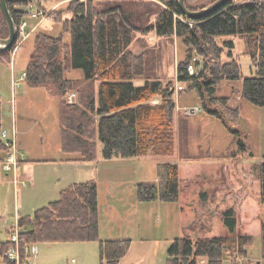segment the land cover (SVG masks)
Returning a JSON list of instances; mask_svg holds the SVG:
<instances>
[{"label":"trees","instance_id":"1","mask_svg":"<svg viewBox=\"0 0 264 264\" xmlns=\"http://www.w3.org/2000/svg\"><path fill=\"white\" fill-rule=\"evenodd\" d=\"M32 1L6 0L16 28L27 14L25 6ZM156 1L158 4H146L138 12L130 5L146 2L71 1L66 10L55 12L61 26L58 36L34 34L24 81L28 87L42 88L59 99L63 154L93 162L100 145L104 160L170 155L174 151L176 124L174 89L162 84L160 58L154 50L143 48L136 54L131 46L137 35L151 32L157 38L181 39L185 53L176 74L177 81L186 87L178 95L194 92L201 110L219 120L233 136L235 149L230 156H210L203 151L198 156H181L187 167L161 164L159 186L138 183L137 200L178 206L182 231L168 248L166 264H222L225 259L235 264L236 257L247 256L246 248L255 236L262 239L264 264V218L260 211L264 204V156L255 157L247 151L239 129L241 113L229 105L230 97L216 96L223 83L242 81L241 98L264 107V0H229L197 20L181 13L178 0ZM185 5L190 10L205 7H192L186 0ZM151 16L153 22H149ZM8 34L0 11V38ZM234 36L244 40V55L251 60L253 77L243 76L232 54L235 45L229 38ZM218 38L226 39L219 43ZM16 43L0 51V62H10ZM225 51L227 59L223 61ZM191 63L197 74H188ZM72 69L80 70L82 78H68ZM135 80L144 84L137 86ZM71 92L76 93V102L67 101ZM154 99L158 102L152 103ZM2 130L0 121V134ZM5 154L0 135V163ZM238 154H242L241 162L234 165ZM256 160L259 162H253ZM252 171L255 180L248 181L243 175H251ZM219 195L228 198L227 204H221L213 217L206 215L215 208ZM17 228L21 248L40 243L96 241L100 264H119L131 246L130 239L100 240L98 189L94 181L69 185L56 201L30 216L19 217ZM11 246L9 238L0 240V264H14L7 255Z\"/></svg>","mask_w":264,"mask_h":264},{"label":"rangeland","instance_id":"2","mask_svg":"<svg viewBox=\"0 0 264 264\" xmlns=\"http://www.w3.org/2000/svg\"><path fill=\"white\" fill-rule=\"evenodd\" d=\"M73 0H42L32 1L28 5L45 11L44 18H32L28 14L23 17L26 22L24 36H19L15 51L10 62H0V100L9 101L21 96L22 102L16 103V114L20 111L28 112V106L35 107L34 121L28 133L26 123L17 122L18 131V157L21 160L16 176L25 180L26 186L19 183L15 188L13 174L3 170L0 164V240H5L6 234L1 225L16 224L18 216L31 215L39 206L46 203L41 194L43 189L51 187L62 176V183L66 181H94L98 189V207L100 222L105 223L107 231L100 232V240L128 238L131 246L127 255L119 264H166L167 251L173 240L181 234L179 210L176 203H160L159 201L139 202L136 196L138 183H151L159 186L158 168L163 163H175L182 167L188 166L181 160V156H198L200 151L210 156H230L233 145V136L227 128L217 119L205 114L200 107L194 92L178 95L186 86L177 81L176 67L183 58L185 47L181 39L157 38L154 32L144 36L137 35L131 46L138 54L144 49H153L160 58V76L163 85H171L174 89L176 102V124L173 132L174 151L166 156L146 155L143 157L112 158L104 160L99 156L98 161L90 163L87 169L69 171L66 164L54 161L59 157V141L57 132V114H53L51 107L49 113L42 117L39 114L40 101L47 98L50 102L55 99L48 97L42 88L34 89L27 95V85L24 81V71L33 51L34 34L58 36L61 26L57 22L55 12L66 10ZM81 2L85 0H79ZM98 2H129L142 1L146 3L130 5L133 11H143L144 5L158 4L156 0H95ZM215 0H186L192 7L210 4ZM133 4V3H132ZM27 5V6H28ZM25 6V10H27ZM70 17V15H66ZM154 16L149 17L153 22ZM39 22V23H38ZM39 24L33 34L27 32L33 25ZM29 35V36H28ZM226 38H218L219 43ZM235 45L232 52L241 66L244 77H253L254 68L249 56H245L244 40L238 36L231 37ZM65 42L69 43V36L65 35ZM225 54L222 60L225 61ZM68 78L81 79L80 70H71ZM19 82V84H17ZM97 84V83H96ZM134 84L141 86L142 80H135ZM242 81L225 82L216 91L217 97H230L229 105L238 108L241 113L239 129L241 138L247 146V151L255 157L264 156V107H256L243 100L240 95ZM25 90V92H23ZM72 93V92H71ZM76 102L77 95L75 92ZM67 99V98H66ZM96 99L98 97L96 95ZM54 100V101H53ZM72 102V103H73ZM154 99L152 103H157ZM197 109L199 111H197ZM12 103H3L1 107L2 129L10 132L13 119ZM33 114V112H32ZM194 115V116H193ZM186 121H183V120ZM99 145V149H100ZM21 155L23 157L21 158ZM242 154H238L233 164L241 162ZM59 161V160H58ZM244 162V161H243ZM247 162V161H246ZM258 163L259 161H253ZM61 164V165H60ZM68 170V171H66ZM65 175V178H64ZM248 181L255 180L256 174L243 175ZM65 185V184H64ZM250 193L253 191L248 188ZM56 199L57 196H52ZM49 201V200H48ZM218 207L212 208L206 215L213 217L221 204H227L228 198L219 195ZM264 218V204L260 208ZM213 212V214H211ZM108 226L111 229L108 231ZM15 228L7 231L8 236ZM105 229V230H106ZM33 245V244H32ZM36 253L29 254L32 264H100L98 258V242H68V243H40L33 245ZM244 264H263L262 239L255 236L247 248ZM36 255L35 257L32 256ZM74 260V263H73ZM222 264H234L232 260L225 259ZM237 264V263H235Z\"/></svg>","mask_w":264,"mask_h":264},{"label":"crops","instance_id":"3","mask_svg":"<svg viewBox=\"0 0 264 264\" xmlns=\"http://www.w3.org/2000/svg\"><path fill=\"white\" fill-rule=\"evenodd\" d=\"M39 23V22H38ZM35 24V25H33L27 32L29 33V35L30 34H33L34 32H35V30H36V28L38 27V25L39 24ZM28 35V36H29ZM131 50H132V48H131ZM133 51V50H132ZM98 84L99 83H97L96 84V89L98 88ZM28 87V86H27ZM28 90H27V95L30 93V95H33L32 93H31V91L32 90H34L35 88H30V87H28L27 88ZM36 89H39V88H36ZM23 92H25V90H23ZM45 92V91H44ZM46 93V92H45ZM97 93V92H96ZM21 96H18L20 99H17L16 98V96H14V94H13V98L9 101V99H6V101H4L3 100V98L1 97V107H2V105H3V103H5V102H7V103H12V106H13V119H12V122H11V128L14 126L15 128H16V130H17V122H21L22 124L23 123H26V126H28L27 127V130H22L21 132L22 133H28L29 132V130H31V123L32 122H35L34 120V111H33V109L35 108V107H33L34 105L32 104L31 106H28V110H31V111H28V112H23V111H20L18 114H16V111H15V108H16V103L17 102H22V99H21V97H23L22 96V94H20ZM46 95L48 96V97H51V96H49L47 93H46ZM43 100H41L40 101V105H41V107H40V111H39V114L40 115H42V117L43 116H45L47 113H49V107H51V110H52V112H53V114L56 112V114H57V121H58V102H59V99L58 98H55V97H51V99H55V101L54 102H50L49 100H47V98H43V97H41ZM32 112H33V114H32ZM176 115H179V112H178V114H176V112H175V120H176ZM194 116V115H193ZM2 115H1V113H0V121H2ZM186 121V120H185ZM31 124V125H30ZM2 125V124H1ZM25 131V132H24ZM57 132H58V143H59V158L58 159H54V161H56V162H60V163H62V164H66V166H64V167H66V169L68 168V170L69 171H71V170H77V169H87L88 168V166H89V164L90 163H94V162H96V161H98V159H99V156H101V148L99 149V145L97 146V157H96V160L95 161H93V162H83V161H80L79 160V157L77 156V155H66V154H63L62 152H61V150H60V138H59V126L57 125ZM17 136H18V131H17ZM17 143H18V138H17ZM22 157H23V155H21ZM59 160V161H58ZM20 162H21V160H20ZM1 164V163H0ZM2 165V164H1ZM61 165V164H60ZM88 165V166H87ZM71 169V170H70ZM68 170H66V171H68ZM16 178H17V184H14V177H12V180H13V184H14V186H15V188H17L18 187V185H19V183L21 184V185H23V186H26V181L25 180H19L18 179V176H16ZM64 178H65V175H64ZM67 183H62V176H60L59 178H58V181H57V183H55L54 185L53 184H51V187L49 186V188H47V189H43L42 190V192H41V194H42V196L44 197V198H49V199H46L47 201H46V203L44 204V205H41V206H39V207H37L36 209H38V208H40V207H43V206H45V205H47L48 203H50V202H53V201H56L57 199H58V197H59V194H60V192L63 190V189H65L66 187H68L69 185H71V184H73V183H78V182H81V181H66ZM82 182H86V181H82ZM65 184V185H64ZM52 196H57V198L56 199H50V198H53ZM49 200V201H48ZM156 202H158V200H156ZM160 202V201H159ZM161 203V202H160ZM35 209V210H36ZM34 210V211H35ZM33 211V212H34ZM33 212H32V214H33ZM31 214V215H32ZM25 216H30V215H25ZM20 216H18V218H19ZM22 217H24V216H22ZM17 218V219H18ZM17 219H16V224L15 225H13V224H7V223H4V225H1V229H2V231L6 234V236H5V240H3V241H6V240H8V238H9V236H8V234H7V231L8 230H10L11 228H17ZM105 228V227H107L106 225H105V223L102 225V223L100 222V215H99V235H100V232H102L103 231V229L102 228ZM106 229V228H105ZM104 229V231H107V229L105 230ZM111 229L109 228V226H108V231H110ZM100 237V236H99ZM121 239H128V238H121ZM105 240H110V239H105ZM35 245V244H34ZM36 248V247H35ZM36 252H37V248H36ZM32 256H36V255H33L32 254ZM31 258V257H30ZM246 260V258L245 257H236V259H235V263H237V264H244V261ZM30 261H31V259H30ZM32 262V261H31ZM33 263V262H32ZM257 264H260L259 262L257 263Z\"/></svg>","mask_w":264,"mask_h":264},{"label":"built area","instance_id":"4","mask_svg":"<svg viewBox=\"0 0 264 264\" xmlns=\"http://www.w3.org/2000/svg\"><path fill=\"white\" fill-rule=\"evenodd\" d=\"M26 12L32 18H44L42 16H45V11L43 9L35 8L33 7V5H28ZM26 25H27L26 22L23 21L21 22L20 26L16 28V32L18 36H22V35L24 36ZM187 72L189 75L197 74L196 66L193 63H191L187 67ZM17 84H19V82H17ZM74 99H75V94L73 92L68 93L67 101L69 103H72ZM197 111L199 110L197 109ZM0 135L6 146V154L2 161L3 170L6 172H11L14 177V184H17L16 174L20 164V159L18 157L17 130L13 126L10 132L6 130H2ZM10 233L11 234L9 236V239L12 242V246L7 254L9 259L13 261L14 264H32L30 261L29 254L36 253V248L33 245H27L24 246L23 248L20 247L18 228H15Z\"/></svg>","mask_w":264,"mask_h":264},{"label":"water","instance_id":"5","mask_svg":"<svg viewBox=\"0 0 264 264\" xmlns=\"http://www.w3.org/2000/svg\"><path fill=\"white\" fill-rule=\"evenodd\" d=\"M229 0H215L207 6L199 9V10H190L185 5V0H178V6L180 8L181 13L191 20L201 19L206 17L207 15L213 13L217 9L224 6ZM0 11L7 23L9 34L5 39L0 38V51H4L9 49L16 43L17 40V32L16 27L13 23L9 10L7 8L6 0H0ZM218 205H216V208ZM213 214V212H211Z\"/></svg>","mask_w":264,"mask_h":264}]
</instances>
